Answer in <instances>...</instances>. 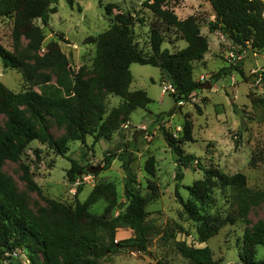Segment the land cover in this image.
<instances>
[{"label":"rangeland","instance_id":"obj_1","mask_svg":"<svg viewBox=\"0 0 264 264\" xmlns=\"http://www.w3.org/2000/svg\"><path fill=\"white\" fill-rule=\"evenodd\" d=\"M55 0L49 25L44 27L40 20L35 24L43 29L45 42L41 51H34L28 39L22 37L17 43L12 37L11 19H0V44L12 53L22 55L28 65L35 68L47 44L56 41L77 74L88 79L93 71L96 46L89 42L111 28L120 14L134 18L131 33L136 45L150 54V31L156 22L155 15L146 7V0ZM168 8L179 20L196 17L203 36L208 38L209 51L203 61L195 63L194 78L201 82L214 81L213 89H199L188 102L175 104L170 84L164 81L159 68L133 64L131 91H145L152 100L147 109L136 110L128 121L110 138L93 145L71 142L68 152L59 155L52 146L33 142L18 162L3 163L1 172L16 188L18 196L35 213L50 207L51 201L74 206L78 186L84 189L78 199L84 202L92 189L99 184L113 183L117 190L118 204L111 217L123 212L127 205L125 197L126 174L122 162L116 160L112 167L99 174L80 175L77 183L71 184L67 172L71 161L86 168L104 167V158L110 154H125L133 159L132 169L137 176L143 196L149 199L147 207L150 225L146 251L138 248H119L103 259L100 264H188L177 250L178 243L194 248H210L217 264H240L239 253L243 236L247 230L264 222V200L256 204L246 202L229 187L215 186L211 197L203 206L202 214L212 216L222 223L217 236L206 243L199 241L198 224L191 221L176 198L175 189L179 182L177 156L163 135V128L177 139L183 136L187 118L193 124V141L182 143L187 154L200 159L206 170L219 169L232 177L242 174L247 187L259 192L264 190V53L245 49L241 58L237 48L222 33L210 32L215 21L210 4L206 0H168ZM221 33V32H220ZM163 49L171 52L186 47L173 31L165 33ZM59 72L55 68H42L34 72L38 85L27 82L24 73L17 69H6L0 59V81L10 90L19 93L28 89L38 92L49 91L57 86ZM49 80V81H48ZM206 81V82H207ZM204 84V83H202ZM123 102L118 97L106 95L107 110L111 112ZM170 112H172L170 114ZM31 118L29 113H25ZM162 120L156 124L158 117ZM7 117L0 115V129L7 126ZM40 130L45 127L59 141L66 132V124L59 113L46 116L45 125L34 120ZM140 134V135H139ZM262 160L256 166L253 158ZM154 160L155 175L146 170L149 160ZM179 193L189 200L188 187L206 180V174L197 163L181 170ZM33 181V185L27 179ZM150 184L158 187V198L154 199ZM249 208L245 213L243 206ZM107 203L99 202L91 211L104 215ZM128 228L117 231L116 242L132 238ZM0 264H31L25 253L6 255ZM257 260L264 261V247L257 248Z\"/></svg>","mask_w":264,"mask_h":264},{"label":"trees","instance_id":"obj_2","mask_svg":"<svg viewBox=\"0 0 264 264\" xmlns=\"http://www.w3.org/2000/svg\"><path fill=\"white\" fill-rule=\"evenodd\" d=\"M71 5V0H68ZM212 9L215 21L210 24V32H222L237 48L242 56L245 49L264 53V1L263 0H206ZM55 0H0V19H11L12 37L17 43L22 37L30 42L34 51H41L45 42L43 29L35 24L40 20L44 27L49 25L54 13ZM146 7L155 15L156 22L150 31V54L136 45L131 33L134 18L120 14L114 25L89 42L96 46L93 71L88 79L76 73L70 61L62 52L58 42H49L44 54L32 68L24 57L12 53L0 44V59L6 69H17L24 73L27 82L38 85L34 72L42 68H55L59 72L57 86L49 91L38 92L28 89L16 93L0 81V115L7 117L6 128L0 129V259L7 254L23 252L31 264H100L119 248H138L146 251L150 233L147 223L149 199L142 195L137 176L132 169L133 159L127 153L110 154L104 158L103 171L112 167L114 161L122 162L126 174L125 197L128 205L116 217L110 215L117 207L118 195L113 183L96 185L88 198L82 202L78 196L83 185L78 186L74 206L51 201L50 207L35 214L18 196L15 186L1 172L3 163L18 162L24 151L33 143L50 145L65 155L68 144L93 138V145L110 138L121 125L129 120L138 109H147L152 100L145 91H131L133 76L131 66L139 64L159 68L164 81L170 84L171 96L175 104L188 102L203 85L194 78L195 63L204 60L209 51L208 38L203 36L196 17L184 21L168 8V0H146ZM175 31L187 45L171 52L163 49L165 33ZM49 81V80H48ZM209 83L214 84V81ZM106 95L118 97L123 102L111 112L107 110ZM29 113L31 118H27ZM59 113L66 124L65 135L55 140L45 127L37 129L34 120L45 125L46 116ZM172 112H170L171 114ZM158 117L156 124L162 120ZM167 144L177 156L178 178L182 179L183 167L197 163L205 171L206 180L188 187L189 200L180 193L179 182L175 194L188 218L198 224L199 241L206 243L217 236L222 223L212 216H204L203 206L210 199L215 186L235 190L243 204H256L264 200V190L254 192L247 187V179L238 174L229 177L217 168L206 170L200 159L187 154L182 143L193 141V124L187 118L183 126V136L177 139L163 128ZM261 155L253 158L256 166ZM87 169L76 161H71L67 172L71 184L78 182ZM147 172L154 177V160L148 161ZM31 185L33 181L27 179ZM153 198H158V187L150 184ZM107 203L102 216L91 209L99 202ZM247 205L243 206L246 213ZM128 228L133 232L130 239L116 242L119 229ZM264 247V222H259L253 230H247L241 243L240 264H264L257 260V248ZM177 250L188 264H217L210 248L189 247L178 243Z\"/></svg>","mask_w":264,"mask_h":264},{"label":"water","instance_id":"obj_3","mask_svg":"<svg viewBox=\"0 0 264 264\" xmlns=\"http://www.w3.org/2000/svg\"><path fill=\"white\" fill-rule=\"evenodd\" d=\"M200 89L212 90L213 89V85L211 83H209V82H206L200 87ZM102 171H103V167L99 166V167L88 168L86 173L87 174L96 175V174H99ZM12 255H13V253H10V257H12Z\"/></svg>","mask_w":264,"mask_h":264},{"label":"built area","instance_id":"obj_4","mask_svg":"<svg viewBox=\"0 0 264 264\" xmlns=\"http://www.w3.org/2000/svg\"><path fill=\"white\" fill-rule=\"evenodd\" d=\"M217 33L222 35V32L220 33V31H218ZM238 57L241 58V56H238ZM200 79H201V82L200 83H206V81H207L206 76H202Z\"/></svg>","mask_w":264,"mask_h":264},{"label":"crops","instance_id":"obj_5","mask_svg":"<svg viewBox=\"0 0 264 264\" xmlns=\"http://www.w3.org/2000/svg\"><path fill=\"white\" fill-rule=\"evenodd\" d=\"M212 18H215L214 16Z\"/></svg>","mask_w":264,"mask_h":264},{"label":"bare ground","instance_id":"obj_6","mask_svg":"<svg viewBox=\"0 0 264 264\" xmlns=\"http://www.w3.org/2000/svg\"><path fill=\"white\" fill-rule=\"evenodd\" d=\"M264 1V0H263Z\"/></svg>","mask_w":264,"mask_h":264}]
</instances>
